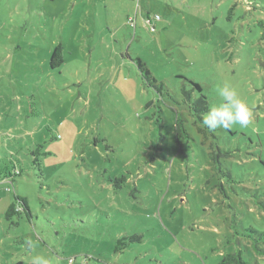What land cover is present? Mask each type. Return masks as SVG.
Wrapping results in <instances>:
<instances>
[{
    "label": "rangeland",
    "instance_id": "obj_1",
    "mask_svg": "<svg viewBox=\"0 0 264 264\" xmlns=\"http://www.w3.org/2000/svg\"><path fill=\"white\" fill-rule=\"evenodd\" d=\"M224 85L248 127L196 120ZM16 195L29 216H5ZM259 202L264 0H0V264H218L237 247L264 264L242 234L264 233Z\"/></svg>",
    "mask_w": 264,
    "mask_h": 264
},
{
    "label": "trees",
    "instance_id": "obj_2",
    "mask_svg": "<svg viewBox=\"0 0 264 264\" xmlns=\"http://www.w3.org/2000/svg\"><path fill=\"white\" fill-rule=\"evenodd\" d=\"M61 62H62L61 48L59 45H57L53 48V50L50 53L49 65L51 68H54L55 66H58ZM135 62H136V65H137L139 72L143 75L144 83L147 86H151L153 83H156L155 77L151 74L149 69L146 67L145 63L139 58L136 59ZM190 83L193 85V87L197 88L200 91L199 84H197L195 82H190ZM193 108L195 110V116L197 117L196 120L203 121L202 115L208 111V107L206 105V99H205L204 95H201L199 99H196L193 102ZM174 124H175V126H174L175 138H176L177 142H179L180 139L187 134L179 115H176ZM39 152L40 151L38 148H36V150L33 151V155H35L33 161L36 165H39V162H38L39 159L37 156V154ZM217 152L218 151H212V152H210L209 155H210V158H211L213 164H218V169L220 170L219 158H218V155H216L219 152L218 153ZM41 154H44V153L41 152ZM17 173H20V172L17 171ZM226 174L229 175V177H231L230 172L229 173L227 172ZM117 180L118 179H116L115 182H117ZM258 207L261 209L263 208V210H264V202H259ZM21 211H24L26 213V215H28V216L30 215L29 207H28L26 198L21 197L19 195H16L15 201L11 202L9 204L8 208L6 209L5 216L7 218H10L12 215H16V214L19 215L21 213ZM242 234L244 237L251 240V243H252L251 245L254 248V250H256L257 253H259V254L263 253L262 249H259L257 247V244H259V243L264 244V233H258V232H256V230H254L253 228L250 227L247 231V234H244V233H242ZM139 239H140L139 235L119 238L117 240L116 245H115V250L116 251L117 250L122 251V249L128 245V242L139 241ZM230 240L231 239H228L227 243H230ZM120 245H121V247H119ZM218 264H258V263L257 262H251L249 260L244 259L242 249L240 247H237V249H235L234 251L225 253L221 257V259L219 260Z\"/></svg>",
    "mask_w": 264,
    "mask_h": 264
},
{
    "label": "clouds",
    "instance_id": "obj_3",
    "mask_svg": "<svg viewBox=\"0 0 264 264\" xmlns=\"http://www.w3.org/2000/svg\"><path fill=\"white\" fill-rule=\"evenodd\" d=\"M217 94L221 98L220 103L209 108L202 121L209 130H229L235 125L246 128L252 123L250 107L234 88L228 85L221 86L217 89ZM31 264H49V259L37 254L32 257Z\"/></svg>",
    "mask_w": 264,
    "mask_h": 264
},
{
    "label": "built area",
    "instance_id": "obj_4",
    "mask_svg": "<svg viewBox=\"0 0 264 264\" xmlns=\"http://www.w3.org/2000/svg\"><path fill=\"white\" fill-rule=\"evenodd\" d=\"M154 19H158V16L155 15V16H154ZM150 22H151V21H150V19H149V22H148V23H150ZM150 29L153 30V29H154V26H153V25H150Z\"/></svg>",
    "mask_w": 264,
    "mask_h": 264
}]
</instances>
